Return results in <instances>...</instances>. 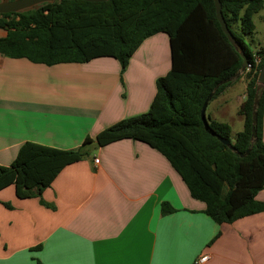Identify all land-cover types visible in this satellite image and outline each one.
Returning a JSON list of instances; mask_svg holds the SVG:
<instances>
[{
    "label": "crops",
    "instance_id": "0c3cea01",
    "mask_svg": "<svg viewBox=\"0 0 264 264\" xmlns=\"http://www.w3.org/2000/svg\"><path fill=\"white\" fill-rule=\"evenodd\" d=\"M169 70L165 34L146 39L121 77L111 58L47 67L0 55V166L26 142L87 154L43 191L45 206L0 190V264H199L205 255L202 264H264V214L219 227L156 150L95 143L147 112ZM161 203L175 212L161 216Z\"/></svg>",
    "mask_w": 264,
    "mask_h": 264
},
{
    "label": "trees",
    "instance_id": "16d2710c",
    "mask_svg": "<svg viewBox=\"0 0 264 264\" xmlns=\"http://www.w3.org/2000/svg\"><path fill=\"white\" fill-rule=\"evenodd\" d=\"M219 2L227 29L252 64L244 73L245 96L238 111L242 130L231 139L230 125L205 113L210 129L228 141V147L206 133L200 119L208 95L214 92L209 102L221 95L233 84L223 82L242 66L240 54L216 19L213 0L60 1L26 13L2 14L0 30L5 34L0 37V55L47 67L111 58L119 63L121 77L146 39L165 34L170 70L156 80L148 111L105 128L94 140L98 147L132 140L156 150L180 176L190 196L205 205L204 214L221 227L264 214V201L257 199L264 189V89L256 109V142H251L264 49L254 53L244 41L255 34L253 16L264 7V0ZM255 56L260 58L257 66ZM89 142L85 139L83 145ZM86 155L82 149L59 150L26 142L9 166H0V190L13 186L17 199L37 198L45 206L43 191L63 169ZM174 212L168 203H161V216Z\"/></svg>",
    "mask_w": 264,
    "mask_h": 264
},
{
    "label": "rangeland",
    "instance_id": "374dc122",
    "mask_svg": "<svg viewBox=\"0 0 264 264\" xmlns=\"http://www.w3.org/2000/svg\"><path fill=\"white\" fill-rule=\"evenodd\" d=\"M255 34L252 37H244L245 43L254 53L264 49V7L253 16ZM258 57V56H257ZM245 73V72H244ZM244 73L233 81L216 99L209 102L206 108V116L217 122H224L230 125L231 139L243 128V118L239 115V108L244 100L246 78ZM264 199V191L258 193L257 199ZM257 224V223H255ZM245 229H257L263 225L245 224Z\"/></svg>",
    "mask_w": 264,
    "mask_h": 264
},
{
    "label": "water",
    "instance_id": "95a60500",
    "mask_svg": "<svg viewBox=\"0 0 264 264\" xmlns=\"http://www.w3.org/2000/svg\"><path fill=\"white\" fill-rule=\"evenodd\" d=\"M60 1H82L86 3H103L107 2L109 0H0V15L2 14H9V13H14V14H21V13H26L32 10L38 9L41 5L43 4H52L54 2H60ZM214 1V7H215V13H216V19L218 23L220 24L222 32L225 34L227 37L228 42L238 51V53L241 56L242 59V66L239 70L238 73L233 75L231 78H229L227 81H224L223 83L226 82H233L236 78H238L241 74L246 72V68L248 65V61L242 50L239 48L237 42L235 41L234 37L232 34L229 32V30L226 27V24L224 22V19L221 14V4L219 0H213ZM264 89V63L259 70L258 78H257V96L255 97L254 103H253V108H252V125H251V142L255 143L256 142V130L255 126L257 123V113L256 109L258 106L259 102V97L261 95V92ZM214 92L210 93L208 97L205 99L201 111H200V119L203 125V128L206 133L211 135L212 137H215L219 142H221L223 145L226 147L229 146V142L226 141L225 139L220 138L217 136L209 127L208 121L205 116V111L207 108V105L212 98ZM248 153V151H247ZM246 153V154H247ZM240 157H244V155H240Z\"/></svg>",
    "mask_w": 264,
    "mask_h": 264
},
{
    "label": "built area",
    "instance_id": "2783aa9c",
    "mask_svg": "<svg viewBox=\"0 0 264 264\" xmlns=\"http://www.w3.org/2000/svg\"><path fill=\"white\" fill-rule=\"evenodd\" d=\"M259 63H260V58L255 56L254 59H253V64H254L255 66H257ZM251 68H252V64H249V63H248L247 68H246V72H248ZM94 163L97 164V163H98V160L95 159V160H94ZM208 258H209V257H208L207 255H205V256L201 257V258L198 260V263H199V264H202V263L206 262V261L208 260Z\"/></svg>",
    "mask_w": 264,
    "mask_h": 264
}]
</instances>
